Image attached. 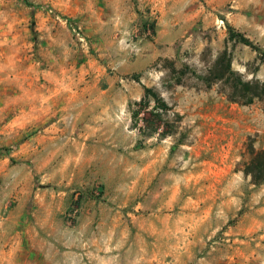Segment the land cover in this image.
Segmentation results:
<instances>
[{
  "label": "rangeland",
  "instance_id": "374dc122",
  "mask_svg": "<svg viewBox=\"0 0 264 264\" xmlns=\"http://www.w3.org/2000/svg\"><path fill=\"white\" fill-rule=\"evenodd\" d=\"M261 53L264 0H0V264H264Z\"/></svg>",
  "mask_w": 264,
  "mask_h": 264
},
{
  "label": "trees",
  "instance_id": "16d2710c",
  "mask_svg": "<svg viewBox=\"0 0 264 264\" xmlns=\"http://www.w3.org/2000/svg\"><path fill=\"white\" fill-rule=\"evenodd\" d=\"M238 39L244 44L250 45L249 40H247V38L241 34H238ZM260 60L264 61V53H261ZM231 73H233V71H231ZM228 85L229 92L227 96L232 100H238L241 103H250L254 98H264V81L259 82L255 79L244 80L239 75H236L235 81L229 83ZM149 93H152L151 89L145 87L142 98L135 104L140 106L143 102H147ZM151 95L153 97V101H155V104L152 105L151 109L149 110V114L153 117L144 115V113L141 114V116H138L140 113L139 110L131 111L132 125L137 127L145 134L157 131L161 123L164 124L167 122L164 120V115L168 109L167 105L155 94ZM144 109H146V107H142L141 111H145ZM138 119H140L142 122L141 126H136ZM166 133L168 134L170 132ZM159 134L164 135L165 132L161 130ZM247 167V172L251 175L254 181H260L264 179V149L256 150L252 153Z\"/></svg>",
  "mask_w": 264,
  "mask_h": 264
},
{
  "label": "built area",
  "instance_id": "2783aa9c",
  "mask_svg": "<svg viewBox=\"0 0 264 264\" xmlns=\"http://www.w3.org/2000/svg\"><path fill=\"white\" fill-rule=\"evenodd\" d=\"M79 211L76 194L73 196V201L66 207L63 216L66 220L73 219Z\"/></svg>",
  "mask_w": 264,
  "mask_h": 264
},
{
  "label": "crops",
  "instance_id": "0c3cea01",
  "mask_svg": "<svg viewBox=\"0 0 264 264\" xmlns=\"http://www.w3.org/2000/svg\"><path fill=\"white\" fill-rule=\"evenodd\" d=\"M21 198V196H19V198L18 199H20ZM3 200V199H2Z\"/></svg>",
  "mask_w": 264,
  "mask_h": 264
}]
</instances>
